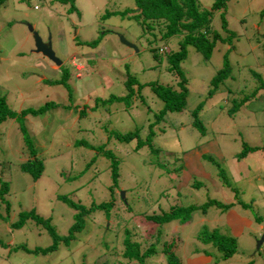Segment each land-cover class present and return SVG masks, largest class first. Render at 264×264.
Here are the masks:
<instances>
[{
	"label": "rangeland",
	"instance_id": "1",
	"mask_svg": "<svg viewBox=\"0 0 264 264\" xmlns=\"http://www.w3.org/2000/svg\"><path fill=\"white\" fill-rule=\"evenodd\" d=\"M197 1L203 8L211 4ZM71 4L7 0L0 6V95L16 113L52 103L45 113L23 119L35 155L24 145L17 121L0 123V183L7 185L0 199V264H137L123 257L125 240L138 243L144 251L146 242L153 243L155 237H159L157 249L144 264H165L160 243L174 237L180 264H264V241L256 248L264 229V166L253 153L240 163L230 161L243 144L264 145V88L253 76L256 73L264 80V0L226 4L224 19L231 43H216L208 60L186 47L180 63L186 79L185 106L152 124L151 149L138 150H134L135 139L119 142L114 135L138 131V138L144 139L154 114L162 108L148 84L175 88L177 79L168 71L165 57L176 50L180 38L162 41L155 26L142 30L128 13L134 9L133 0H73ZM106 12L114 15L102 18ZM28 26L43 43L49 39L59 66L33 52ZM211 26L225 37L217 15ZM119 37L134 48L121 44ZM96 40V46L86 45ZM223 59L229 76L208 98L209 80L222 68ZM127 74L135 81L133 95L107 102L111 96H125ZM238 101L242 104L227 113ZM198 105L203 132L191 126V111ZM105 151L118 163L115 181ZM34 157L41 161L42 171L32 181L18 164ZM258 158L264 161V156ZM245 167L246 177L239 178ZM111 185L108 216L90 211L67 246L59 241L52 252L35 254L34 250L52 244L46 230L31 218L19 228L12 227L19 213L32 211L49 221L57 236H66L76 211L60 198L87 209L108 202ZM208 199L232 206L228 210L209 207L203 214L197 211L183 224L145 220L168 213L170 206L202 204ZM232 227L240 232L235 234ZM212 229L233 237L235 252L228 260H221L216 249L198 238L202 230L208 234ZM202 253L205 262L192 260Z\"/></svg>",
	"mask_w": 264,
	"mask_h": 264
},
{
	"label": "trees",
	"instance_id": "2",
	"mask_svg": "<svg viewBox=\"0 0 264 264\" xmlns=\"http://www.w3.org/2000/svg\"><path fill=\"white\" fill-rule=\"evenodd\" d=\"M7 0H0V6L3 5ZM60 3H69L72 6L73 0H57ZM211 4L209 8H203L199 5L197 0H133L134 9H129L128 13L131 15L133 20L140 26L142 30H150L154 26L160 31V40L166 41L167 39L177 36L180 40L177 42V48L175 51L166 54L165 61L167 64V69L169 72L173 73L177 79L175 83V88L161 86L158 84H148L152 94L159 99L162 103V108L154 114V121L148 125L147 133L144 139L138 138L137 132L125 133V134H115L114 137L119 142H130L135 139L134 150H138L141 147H147L151 149L152 141V130L151 126L154 123L160 122L167 113H178L185 106L187 90H186V79L183 76L182 70L180 68V63L186 57V47L191 46L196 52L200 53L204 60H208L211 55V52L216 43H231L232 33L226 29V22L224 19V12L226 10V4L230 0H210ZM69 11H71L69 9ZM116 12L119 14L125 13ZM114 13V12H113ZM113 13H105L103 17H109L114 15ZM217 15L220 22V29L226 33L225 37L222 38L211 26V19ZM153 36V35H152ZM155 37V36H154ZM97 40L86 43L89 47H94L97 44ZM165 50V48H162ZM161 49L158 51L160 52ZM264 59V53H263ZM229 76V66L226 60L223 59L222 68L217 70L215 75L209 80V90L207 92V97L209 98L216 90L218 83L226 79ZM254 78L258 79L259 87L264 88V80L258 76V74L253 73ZM61 80L58 81L60 83ZM133 79L127 74L126 83L124 87L126 88V94L122 98L120 97H109L106 101L111 102L112 99L122 100L128 95L132 94V83ZM64 88L67 89V86L63 84ZM141 85L137 86V90ZM234 101V100H233ZM51 102L43 104L37 109L26 108L20 110L19 113L11 110L5 101V97L0 95V123L14 119L18 122L19 128L23 133V142L27 150H29L30 155H35V150L32 148V143L26 135V131L23 126L24 116H37L45 113L50 109ZM242 104L241 101L235 102L230 108L231 112L236 110ZM200 105H198L194 110L191 111L192 121L191 126L203 132L204 129L197 119L198 110ZM242 150L233 155V158L236 161H240L245 158L248 154L253 152L264 150V145L260 147H249L242 145ZM103 155L106 159L110 161L109 170L110 177L112 181L117 179V166L114 156L108 152H103ZM20 171L28 174L32 181L38 179L42 171V163L38 157H34L32 160H26L25 162L19 163ZM218 175L223 176L222 170H218ZM194 187H199L196 184H193ZM112 188L109 187L110 199L106 203L102 204H92L89 208H84L78 204H75L71 201L66 200L64 197H61L60 200L65 202L71 209L76 211L74 215L73 223L69 226L66 236L59 237L55 234L52 227L49 226L47 220L41 219L36 216L32 211L21 212L18 215V220L12 224L13 228L21 227L22 223L27 218H31L35 224L41 225L49 235L52 244L44 249H36L33 251L35 254H45L55 250L57 242L61 241L64 245H68L72 240H74L75 234L78 233L84 225L83 217L88 214L90 211L97 210L103 211L106 216H108V209L112 205ZM7 185L5 182L0 183V199L1 196L6 192ZM230 203H220L215 200L208 199L202 204L187 205V206H170L168 213H163L159 215L146 216L145 220L153 224H163L171 221H177L180 224H183L190 219V215L199 211V213H205V210L209 207L220 208L221 210H228L231 208ZM6 211V210H5ZM7 213V211H6ZM162 226V225H161ZM160 226V227H161ZM198 238L201 236V242L203 244H208L214 249H216L220 254V259L225 261L228 260L232 254L235 252V242L233 237L224 236L219 234L217 229H212L208 234L204 233V230L197 234ZM175 242H177V238ZM170 238L164 239L160 243V252L165 258V264H180L175 252L173 239ZM1 244V241H0ZM159 244V237L154 238V242H146V248L144 251L139 250L138 243H130L127 239L125 240V251L123 257L128 260H136L137 264H144V260L147 257L152 256ZM205 254V253H203ZM206 255V254H205Z\"/></svg>",
	"mask_w": 264,
	"mask_h": 264
},
{
	"label": "water",
	"instance_id": "3",
	"mask_svg": "<svg viewBox=\"0 0 264 264\" xmlns=\"http://www.w3.org/2000/svg\"><path fill=\"white\" fill-rule=\"evenodd\" d=\"M27 30L30 32L31 38L34 43L33 52L36 54L38 53L41 54L43 57L51 61L55 66H59L61 62L57 58H55L53 52L51 51L49 39H47L46 42L43 43L38 38L36 32H34L31 27L28 26ZM119 42L127 46L128 48H134L131 44L127 43L122 37H119ZM263 241H264V229L262 231L260 238L256 241V248H258Z\"/></svg>",
	"mask_w": 264,
	"mask_h": 264
},
{
	"label": "crops",
	"instance_id": "4",
	"mask_svg": "<svg viewBox=\"0 0 264 264\" xmlns=\"http://www.w3.org/2000/svg\"><path fill=\"white\" fill-rule=\"evenodd\" d=\"M256 153H258L256 156H255V154ZM252 154V153H251ZM253 154H254V159H256L257 161V163H261L263 166H264V161H263V159L262 158H260V161H259V158L258 157H263L264 156V150H259V151H256V152H253ZM249 156H251V155H248L247 157H249ZM244 159V158H243ZM242 159V160H243ZM230 161H232V162H234V163H240V161H236V159H234L233 158V156L231 157V159H230ZM229 165H231V164H229ZM246 172V173H245ZM241 174H243V177H246V174H247V168L245 167V170H241L239 173H238V177L241 175ZM240 178V177H239ZM259 178H261V177H259ZM234 214L233 213H228V216H233ZM240 221H245V223H248L247 222V220H240ZM232 229H233V231H235V234L237 233V232H240L239 231V229L237 228V227H232ZM203 255H205V254H203L202 253V256H200V255H197V256H195V258H193L192 260H198V261H201V262H205L207 259L206 258H203Z\"/></svg>",
	"mask_w": 264,
	"mask_h": 264
},
{
	"label": "built area",
	"instance_id": "5",
	"mask_svg": "<svg viewBox=\"0 0 264 264\" xmlns=\"http://www.w3.org/2000/svg\"><path fill=\"white\" fill-rule=\"evenodd\" d=\"M163 49L160 50V52L162 51Z\"/></svg>",
	"mask_w": 264,
	"mask_h": 264
},
{
	"label": "clouds",
	"instance_id": "6",
	"mask_svg": "<svg viewBox=\"0 0 264 264\" xmlns=\"http://www.w3.org/2000/svg\"><path fill=\"white\" fill-rule=\"evenodd\" d=\"M159 52V51H158Z\"/></svg>",
	"mask_w": 264,
	"mask_h": 264
}]
</instances>
